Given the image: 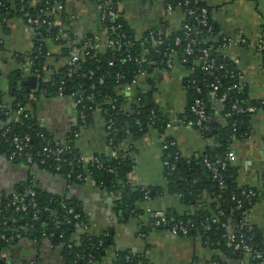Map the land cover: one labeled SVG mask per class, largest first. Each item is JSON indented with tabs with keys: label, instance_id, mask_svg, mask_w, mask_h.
Masks as SVG:
<instances>
[{
	"label": "trees",
	"instance_id": "16d2710c",
	"mask_svg": "<svg viewBox=\"0 0 264 264\" xmlns=\"http://www.w3.org/2000/svg\"><path fill=\"white\" fill-rule=\"evenodd\" d=\"M56 2L64 4L66 0H0V20L4 29L9 18H20L26 24L28 19L34 18L49 23L42 24L35 30L34 26H30L33 34L32 50L26 55L21 53L14 55L15 63L20 69L18 67L10 72L7 90H0V157L8 159L13 155L10 162L14 165H28L26 160L30 157L32 163L29 166L59 174L72 182H77L75 180L77 174L87 176L96 187L116 196L115 204L119 210L127 212L138 221L143 215V210L137 205L145 202V196L150 200L166 192L170 196L178 197L183 205L195 206L193 213L178 214L168 211L165 215L175 221H189L190 227L186 236L200 237L206 248L216 250L221 255L222 260L212 262L213 264H258L244 253L228 247L225 239L229 232L245 234L250 239L253 252L264 254V244L260 236H255L254 229L244 227L240 231L235 230V226L242 222L243 211L248 210L256 202L258 198L256 190L249 186L237 185V169L231 161H226L224 168H217L222 188L203 164L204 158L210 162L218 157L223 158L230 151L232 141L244 133L241 126L257 111L264 110V103L249 99L246 89L242 88L239 82L236 66L222 53L224 37L220 35L213 21L211 8L204 0H187L186 5L180 0H165V3L171 4L172 9L179 7L183 13L189 9L195 12L192 17L186 16L178 31L168 36L162 35L160 43L156 46H153L149 32L140 40H136L119 15L113 23L103 20L104 38L98 43L100 46L83 56L77 62V69L72 68L68 76L69 67L66 59L72 45L66 36L62 38L58 31L66 28L70 35L68 30L70 20L64 10L49 13ZM201 9L206 10L204 18L200 16ZM202 20L205 21V25L201 23ZM184 25L190 30L184 28ZM261 30L264 41V21ZM176 39H179V42L175 45ZM191 39L194 40L191 45L192 53L186 55L184 49ZM85 41H90L93 45L96 42L94 36L89 35L77 45V48L82 49ZM108 41L114 44L107 46ZM52 48H57L58 52L51 53ZM204 49L212 52L208 56L209 60H214V69L211 72L201 68V50ZM2 50L0 44V56ZM169 51H173L174 60L184 65L190 73L185 84L187 105L180 116L182 122L192 119L190 106L195 98H200L206 105L209 100L220 101L222 96L225 97L224 101H221V115L225 118L226 126L213 133L210 119L206 123L208 131L201 132L207 139L217 136L222 144L206 150L199 161V166L196 167L193 162H187L181 157L170 141L165 140L167 148L162 151V162L167 163L163 166L164 187H133L126 181V176L131 170L128 153L120 146L127 138L138 139L149 129L162 133L165 118L156 107L146 106L144 94L137 88L138 84L131 88L136 92L130 110L127 112L123 110L124 88L136 77L139 79L141 73H148L152 69V63L164 62L163 54ZM49 56L63 58L64 63L54 68L46 63ZM24 65L25 68L21 69ZM44 69H48L49 74ZM29 75L36 77L37 88L26 91ZM213 84L218 86L215 94ZM60 87L65 96L75 93L82 97L83 101L78 110L84 112L85 122L82 124L78 119L67 141L58 144L70 145L73 149L70 154L62 156L60 170L56 171L57 163L53 161L52 156H45L43 152L45 146L54 149V141L50 140L44 129L34 122L26 108L29 93L39 95L38 91L43 90L42 95L56 96ZM135 97H139L137 102ZM233 105L240 108L254 107L256 112L239 114L232 108ZM21 107L24 112L17 114ZM97 109L104 122L110 152L100 157L98 165L92 161L74 162L72 160L77 156V152L74 149L73 135L79 131L81 125L90 121L92 113ZM205 112L209 116L207 107ZM25 114L28 116L25 117ZM233 126L236 128L235 132L232 131ZM25 136L29 137L28 146L15 149L13 138L23 139ZM112 151L116 152L115 156H112ZM249 189L253 190L256 196L245 199L241 192ZM28 190H32L34 196H30ZM15 193L24 197L22 203L16 201L15 205H11L12 195L0 198V236H4L3 240L0 238V264H5L1 259L2 252L24 239L43 242L51 250L56 251L61 259L60 264H149L143 255H132L127 250L115 251V256L107 260L106 252L113 246L112 237L109 234L92 235L83 230L87 221L75 199L45 193L32 183H26ZM236 200H241V210L235 209ZM20 205H24L25 210L18 209ZM70 209H73V213H69ZM34 214L37 215L36 219L33 218ZM76 214L77 219L74 218ZM215 218L218 219V224L212 222ZM142 223L144 224L145 220ZM222 223L226 226L221 227ZM150 229L145 225L141 231L147 233ZM168 229L169 226H164L153 230L168 232ZM24 264L42 263L35 260Z\"/></svg>",
	"mask_w": 264,
	"mask_h": 264
},
{
	"label": "crops",
	"instance_id": "0c3cea01",
	"mask_svg": "<svg viewBox=\"0 0 264 264\" xmlns=\"http://www.w3.org/2000/svg\"><path fill=\"white\" fill-rule=\"evenodd\" d=\"M204 1L212 10V18L220 35L230 42L221 51L236 66L242 88L246 89L250 100L264 103V52L258 47L263 41L264 0ZM165 4V0H116V11L136 40L149 32L153 46H156L162 35L168 36L178 31L184 21V13L179 7L167 11ZM64 11L70 20V35L65 28V36L73 48L89 35L94 36L98 43L102 42L103 10L97 0H66ZM1 23L0 20V44L3 49L0 56V90L5 91L10 72L19 67L13 57L16 53L26 55L32 50L33 34L20 18H9L5 29ZM57 52V48H52L51 53ZM46 63L57 68L64 63V59L49 56ZM23 68L25 65L21 66ZM44 70L49 74L48 69ZM189 74V70L175 60L172 70L166 69L163 62H154L152 69L139 78L137 88L144 98L149 97L150 100L146 106L156 107L164 116L165 123L162 133L149 129L140 138L129 137L121 144L131 164L126 176L129 185L164 187L162 141H170L180 156L187 162H193L196 167L206 150L222 144L217 136L204 138L180 118L187 105L185 84ZM134 86L124 88L122 108L126 112L130 110L135 96L136 90L131 89ZM36 97L26 108L31 118L44 129L50 140L60 144L66 142L79 119L75 101L53 95L41 94ZM213 97L214 94L211 95ZM135 98L137 102L139 97ZM204 106L209 109L213 133L224 128L226 121L221 115V101L212 99ZM241 130L244 133L232 141L229 149L233 154L232 163L237 169V185L254 188L258 197L247 210L244 223L247 228L255 230V236H260L264 244V162L261 156L264 152V110L257 111L241 126ZM77 133L74 149L84 158V163L93 162L110 152L104 122L98 111L92 113L90 121L81 125ZM26 183L34 184L48 194L75 199L87 221L83 230L92 235L109 234L112 237L113 246L106 252L107 260L112 259L115 251L119 250L143 255L149 264H213L222 260L219 252L206 248L198 236H173L167 231L153 229L142 232V227L146 225L142 223L145 214L138 221L119 210L115 204L116 196L96 187L94 183L72 182L36 166L14 165L0 157V198L14 194ZM146 207L163 214L168 211L193 213L195 209V206L181 204L178 197L166 192L143 202L138 208ZM1 259L5 264H24L35 260L42 264L61 262L59 254L43 242L27 239L9 246L2 252Z\"/></svg>",
	"mask_w": 264,
	"mask_h": 264
},
{
	"label": "built area",
	"instance_id": "2783aa9c",
	"mask_svg": "<svg viewBox=\"0 0 264 264\" xmlns=\"http://www.w3.org/2000/svg\"><path fill=\"white\" fill-rule=\"evenodd\" d=\"M184 3V5L187 4V0H180ZM97 2L100 4V6L102 7V17L103 20H105V22H109V23H113L115 21V19L117 18V11H116V0H97ZM64 5L65 3H60V2H56L54 4V7L49 11V13L53 14V13H59L61 11L64 10ZM165 8L167 11H170L172 9L171 4H165ZM194 10H186L184 12V20L187 17H192L194 14ZM200 16L201 18H204L205 14H206V10L205 9H201L200 11ZM201 23H203L204 25L206 24L204 20L201 21ZM42 24L48 25L49 23L46 20H39L38 18H34V19H28L27 21V25L30 26H34V30L35 28L40 27ZM120 26H118L119 28ZM184 28L190 30L188 28V26L184 25ZM58 34L64 38L65 37V29L61 28L58 31ZM96 42L95 44H91L90 41H85L83 43L82 49L81 48H71L70 52H69V56L68 59H66V64L69 67V71H68V76H70L72 68L77 69V62L85 55L89 54V51L93 48H97L100 46V44H98L97 39H95ZM179 39L175 40V45L178 44ZM194 43V40L191 39L188 41L185 49H184V54L189 55L192 53V49H191V45ZM114 43L111 41L106 42L107 46H111ZM226 45H230L229 40H224L223 46ZM259 50L264 52V41L260 42V45L258 46ZM210 51V50H209ZM209 51L207 50H201V54L202 57L200 58V64H201V68L202 70H205L207 72H211V70L214 69V60H209L208 56H209ZM47 55H49V53H47ZM164 57V66L166 69L168 70H172L174 67V53L173 51H169V52H165L163 54ZM220 68V67H219ZM145 73H141L138 77L140 78L141 76H144ZM139 82V79L136 77L130 85H127L126 89H129L130 86H134L137 85ZM213 93L215 94V91L218 90V86L213 84ZM37 88V87H36ZM39 95L44 94L43 90L38 91ZM196 92L199 93V90L196 89ZM59 97H69L72 98L75 101V104L77 106V111H78V118L81 120V123L83 124L85 122V115L84 112L82 110H78L79 106L82 104V97L75 94V93H70L68 96H65V94L62 91V88L60 87L57 91V95ZM28 101L29 102H33L36 100V94L35 93H29L28 94ZM225 97L222 96L220 98V101H224ZM83 108V107H82ZM233 109L236 110L237 113L239 114H253L256 112V109L254 107H247V108H240L237 107L236 105H233L232 107ZM90 109V108H89ZM97 111L99 112V109H97ZM24 112V109L21 107L18 109L17 114H21ZM190 113L192 115V119L191 120H187L184 124L188 127L194 128L196 130H198L200 133L201 132H206L208 131V126L206 125V123H208L209 116L206 114L205 112V106L203 101L200 98H195L190 106ZM16 114V115H17ZM28 115L25 114V117H27ZM228 116V115H227ZM110 128V126H108V129ZM233 132L236 131V128L233 126L232 129ZM74 139L78 137V133L75 132L73 135ZM29 143V137L25 136L23 139H18V138H13V145L15 149H19L21 147H27ZM59 143L54 142V149H51L47 146H45L43 148V152L45 153V156H52L53 161L55 163H57V166L55 167L56 171L60 170L59 167V163L62 162V156L66 155V154H70L72 152V146L70 145H62L59 146ZM167 148V143L166 141H162V151H164ZM112 156L116 155L115 151H112ZM176 156H179L178 154H176ZM13 159V155L9 156V158L7 160L12 161ZM83 159L81 156H79L77 154V156H75L73 158L72 161L74 162H83ZM233 159V154L231 151L227 152L224 157H218L216 158L213 162H210L207 158L203 159V164L205 166V168L207 169V171L211 174L212 178L214 180H218L219 182V186L220 188H222V183L220 181V174L217 170L218 167L224 168V163L226 161H231L232 162ZM27 162V166H29L32 163V159L30 157L27 158L26 160ZM41 163H43V160L41 161ZM93 163L98 165L99 164V159H94ZM72 162L69 163V165H71ZM163 166L167 165L166 162H162ZM70 177V175H68V178ZM75 180L78 183H85V182H91L93 183V181L87 177V176H82L81 174H77L75 177ZM28 193L30 196H34V192L32 190H28ZM13 196V201L11 202V205H15L16 201H18L19 203H22L24 201V197L20 196L19 194H12ZM241 196L244 197L245 199H250V198H254L256 196V193L249 189L248 191H242L241 192ZM145 201L148 202L149 198L147 196H145ZM138 207L140 206L139 204L137 205ZM18 209L20 210H25V206L24 205H20L18 207ZM141 210H143V217H145V224L147 226H149L151 229H156V228H161L164 226H169L168 232L173 235V236H186L189 232V221H181V220H177L175 221L173 218H168L165 214L161 213V212H153L150 208L146 207L145 209L140 208ZM235 209L236 210H241L242 209V203L241 200H236V204H235ZM247 210L243 211V219L242 222L235 226V230L240 231L241 229H243L244 227H246L245 223H244V218L246 215ZM69 213H73V209L69 210ZM219 215H221V213L219 212ZM149 217V219H148ZM33 218L36 219L37 215H33ZM74 218L77 219L78 215H74ZM213 223L218 224V219L215 218L212 220ZM226 225L224 223L221 224V227H225ZM249 229V228H248ZM0 238L3 240L4 236L1 235ZM226 245L228 247H231L234 251H239L244 253L246 256L251 257L252 260H256L258 264H264V254L261 252H253L252 250V246L250 245V239L248 237L245 236V234H240L237 233L235 234V232H229L226 237Z\"/></svg>",
	"mask_w": 264,
	"mask_h": 264
},
{
	"label": "water",
	"instance_id": "95a60500",
	"mask_svg": "<svg viewBox=\"0 0 264 264\" xmlns=\"http://www.w3.org/2000/svg\"><path fill=\"white\" fill-rule=\"evenodd\" d=\"M211 53L212 52L210 51L209 54L211 55ZM27 83H28V87L26 88V91H30V90L36 89V87H37V79H36V77L28 76L27 77ZM144 102L147 105L150 102L149 97H145L144 98ZM261 156H262V161L264 162V152L261 153ZM32 235H33V232L31 231L30 236H32Z\"/></svg>",
	"mask_w": 264,
	"mask_h": 264
}]
</instances>
